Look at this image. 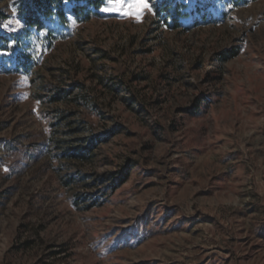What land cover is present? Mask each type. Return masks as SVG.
Here are the masks:
<instances>
[{
	"label": "rangeland",
	"instance_id": "obj_1",
	"mask_svg": "<svg viewBox=\"0 0 264 264\" xmlns=\"http://www.w3.org/2000/svg\"><path fill=\"white\" fill-rule=\"evenodd\" d=\"M175 1L0 65V264H264V0Z\"/></svg>",
	"mask_w": 264,
	"mask_h": 264
},
{
	"label": "trees",
	"instance_id": "obj_2",
	"mask_svg": "<svg viewBox=\"0 0 264 264\" xmlns=\"http://www.w3.org/2000/svg\"><path fill=\"white\" fill-rule=\"evenodd\" d=\"M111 1L113 0H24L19 11L23 30L17 32H14L11 18L0 9V65L5 68L4 63H8L10 66L5 68L7 71L32 75L40 63L36 45H42L43 50L51 48L56 41L66 38L70 27L95 18L105 4ZM182 1L186 0H176L157 8L158 15L164 13L163 19L173 29L182 26L181 18L188 17L187 12L183 10ZM223 1L224 6L228 7L232 4L247 5L258 0ZM9 26L10 29H7ZM41 32L45 35L40 36ZM237 55V52L222 53L221 59L228 61ZM91 149L80 151V148H76L78 153L73 155L85 158ZM128 177L129 172L123 174L119 184L125 183Z\"/></svg>",
	"mask_w": 264,
	"mask_h": 264
},
{
	"label": "snow or ice",
	"instance_id": "obj_3",
	"mask_svg": "<svg viewBox=\"0 0 264 264\" xmlns=\"http://www.w3.org/2000/svg\"><path fill=\"white\" fill-rule=\"evenodd\" d=\"M123 9L124 15L131 16L136 20H141L142 14L145 11L151 12L152 6L149 0H113L112 8H105L104 11H121Z\"/></svg>",
	"mask_w": 264,
	"mask_h": 264
}]
</instances>
